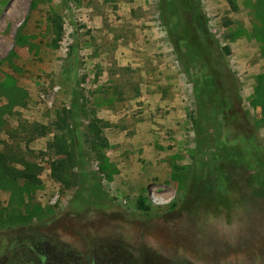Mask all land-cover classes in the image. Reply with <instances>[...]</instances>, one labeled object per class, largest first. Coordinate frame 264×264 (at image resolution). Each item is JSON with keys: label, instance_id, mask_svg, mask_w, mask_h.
<instances>
[{"label": "rangeland", "instance_id": "374dc122", "mask_svg": "<svg viewBox=\"0 0 264 264\" xmlns=\"http://www.w3.org/2000/svg\"><path fill=\"white\" fill-rule=\"evenodd\" d=\"M200 1L222 79L253 129L244 145L264 155V0ZM51 14L63 18L60 41ZM70 62L86 101L110 123L102 158L83 160L106 198L74 208L82 169L68 171V187L55 182L52 134L30 142V152L19 127L49 124L69 106ZM7 75L28 99L7 110L0 90V149L36 163L42 184L22 194L0 185V264H264V175L262 187L215 181L220 204L210 189L181 187L195 148L194 84L159 0H0V84ZM141 196L148 211L137 208Z\"/></svg>", "mask_w": 264, "mask_h": 264}, {"label": "trees", "instance_id": "16d2710c", "mask_svg": "<svg viewBox=\"0 0 264 264\" xmlns=\"http://www.w3.org/2000/svg\"><path fill=\"white\" fill-rule=\"evenodd\" d=\"M159 11L175 53L194 84L195 111L191 112L190 118L195 132V148L191 154L193 162L183 181L180 179L181 187L185 189L184 192L197 187L205 191L210 189V194L217 199L218 204L222 201L218 199L214 183L223 177H230L234 182L239 180L245 187L249 181L262 187L260 179L264 175V155L255 146L244 145V140L253 134V129L248 121H244L245 112L239 103V93L222 79L220 67L223 61L214 51L217 42L210 39L201 1L159 0ZM49 22L56 33L55 40H62L63 18L51 14ZM224 50L226 54L229 53L228 47H224ZM75 64L67 63L63 69L67 82L72 81L69 106L60 105L56 119L49 124L19 123L25 135L27 151L31 152L28 148L30 142L52 134L47 148L55 156L50 163L51 177L55 182L68 187L72 182L66 177L68 171L74 167L82 169L75 175V183L77 180L80 183V192L70 204L73 208L76 202L87 205L106 198L95 176L92 182L90 176L94 172L85 166L83 160L89 154L98 160L102 158L101 150L109 145L103 131L110 126L108 121L97 116L94 106L86 101L79 86L80 80L73 74L72 67ZM6 81L0 84V90L7 100L5 109L10 110L16 105L25 106L27 91L18 87L8 75ZM245 117L248 119L247 114ZM208 127L214 130L210 136ZM39 173L40 167L36 163L25 159L18 152L0 149V185L17 187L22 194L42 184ZM86 190L91 192L85 196ZM137 208L148 211V198L141 196L137 200Z\"/></svg>", "mask_w": 264, "mask_h": 264}, {"label": "flooded vegetation", "instance_id": "af4514ba", "mask_svg": "<svg viewBox=\"0 0 264 264\" xmlns=\"http://www.w3.org/2000/svg\"><path fill=\"white\" fill-rule=\"evenodd\" d=\"M33 244V243H32ZM33 246V245H32ZM41 245H38V247H40ZM38 247H36V248H38ZM42 247V246H41ZM30 249L32 250V255H41L40 253H38V252H36L35 250H34V248H32V247H30Z\"/></svg>", "mask_w": 264, "mask_h": 264}]
</instances>
